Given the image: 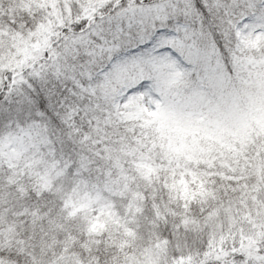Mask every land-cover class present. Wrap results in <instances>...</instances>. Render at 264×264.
<instances>
[{
	"label": "snow or ice",
	"instance_id": "obj_1",
	"mask_svg": "<svg viewBox=\"0 0 264 264\" xmlns=\"http://www.w3.org/2000/svg\"><path fill=\"white\" fill-rule=\"evenodd\" d=\"M0 264H264V0H0Z\"/></svg>",
	"mask_w": 264,
	"mask_h": 264
}]
</instances>
